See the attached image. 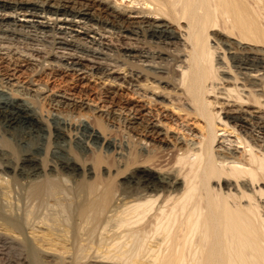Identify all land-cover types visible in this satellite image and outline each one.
<instances>
[{"label":"bare ground","instance_id":"1","mask_svg":"<svg viewBox=\"0 0 264 264\" xmlns=\"http://www.w3.org/2000/svg\"><path fill=\"white\" fill-rule=\"evenodd\" d=\"M128 3L130 6L119 7L108 0H0L1 42L22 39L48 44L50 58H55V49L106 59H111L108 52L117 51L130 69L137 68L138 75L164 85L172 83L165 75L177 70L163 62H173L181 73L173 86L182 90L190 103L188 109L158 106L153 100L123 95L113 82L95 83L93 74L81 72L79 62L62 68L48 61L33 63L17 52H0V115L4 114L2 108L12 105L24 120L43 123L48 137L47 146L35 155L26 138L0 132V157L5 156L0 162V197L8 207L5 212L0 205V222L18 233L41 225L57 234L60 218L31 221L23 216L27 219L23 223L15 205L31 204L39 210L51 197H56L55 202L62 195L61 199L72 205L71 214L85 228L79 230L89 237L99 232L98 242L111 249L105 250L103 258L111 261L264 264V121L249 125L242 116L251 115L242 110L225 112L224 120L218 107L223 105L217 101L237 107L257 105L264 111V77L260 75L264 71V0ZM17 15L24 20H18ZM41 16L45 22L38 20ZM98 33L134 37L138 45L147 39L156 51L132 44L114 49L101 37L95 39ZM171 48L177 53L167 51ZM95 70L97 74L101 71ZM42 101L48 102L53 115L43 114L35 106ZM82 111L121 121L126 136L110 138L90 126V119L80 115ZM51 120L58 121V130L49 125ZM57 131L66 138L70 157L41 165V157L47 156L50 148L49 138ZM231 135L234 141L228 138ZM74 142L87 149L95 142L106 149L113 164L101 167L105 179L99 182L92 163L81 162L71 151ZM96 163L103 162L96 158ZM79 169L89 182L77 189L44 178L47 172L71 175ZM71 230L75 233L74 226ZM108 233L112 235L108 237ZM122 234L128 240L118 246ZM148 238L154 239L153 244L144 242ZM0 243L4 241L0 239Z\"/></svg>","mask_w":264,"mask_h":264},{"label":"rangeland","instance_id":"2","mask_svg":"<svg viewBox=\"0 0 264 264\" xmlns=\"http://www.w3.org/2000/svg\"><path fill=\"white\" fill-rule=\"evenodd\" d=\"M108 1L111 2V4H113L114 6H119V7L130 6V4L128 3L129 0H108ZM43 17L44 16H41V18H39L38 20L45 22L46 19L44 20ZM45 17L47 19H54V17H50L49 15H46ZM17 19L20 21L24 20L23 17L18 16V15H17ZM79 26L81 27L82 25H79ZM73 35H74V33L69 34L68 39L71 40ZM98 35L99 36H96L95 39H98V37H101V40L104 44L109 45L111 47H114V49L118 48L122 45L126 46L127 44L128 45L132 44L131 45L132 47H136V45H137L138 47H143V48H146L150 51H152V49H153V51L154 50L156 51V48L154 47L155 45L152 43V41L147 40V39L142 40L144 43L141 42L138 45V43L135 44V40H134L135 38L134 37H131L129 39V38H124V36H122V37L119 36V38H118L115 35L111 36V35L105 34V33H98ZM81 37H84V36H81ZM81 37H80V39H82L83 41H90V38H86V36L84 38H81ZM89 37H94V35L90 34ZM8 41L7 40L2 41V42L0 41V49H1L0 52H2V53H5L6 51H12L13 53L17 52L23 56L28 57L30 60H32L33 63L42 64V62L48 61L49 63H51V65H53V66L58 65L59 67H62V68L67 67L71 63H78L79 62L81 68L83 69L81 72L93 74L94 76H93L92 80H95V83H101L102 81H105V84H107V83H109V81L113 82V84L117 85L118 87H120L122 89L121 93L124 92L123 95L125 94L127 97H132V98L138 97V98H140L142 100H146V101L153 100L155 103L158 104V106H163V107H165V106L170 107V105H172V106L175 105L178 107L182 106V107L188 109V106L190 104V103H188L187 98L182 93V90L173 86L175 80L176 81L179 80L180 75H181V73L178 72V71H180V69H177L178 64H174L173 62L172 63L167 62V61L163 62V65H165V66L167 65L166 67L171 66L172 69L174 68L175 70H177V72L175 71V73L171 74L172 76L170 74L168 76L165 75V77H168V79H165V80L169 81L170 83L172 81V83H171V85H164V84H158L156 79L146 78L145 75H138L137 68H133V70H132V68L130 69V65H127L126 63H124L122 61V59L120 58V54L117 51H115L116 53L115 52H108L110 54L111 59H106L105 57H102V56L97 57V56H91L90 54H81V53L73 52L71 50L55 49L54 50L55 58H50V56L47 53L48 44L42 45L39 42H34V43L33 42H27L26 43L22 39L21 40L19 39L18 41L17 40H11V41L8 40ZM149 44H151V45H149ZM179 44L184 46V43H182V41H181V43L179 42ZM181 48H182V46H181ZM189 48L190 47H188V49ZM167 51L170 53H175V54L177 53L176 51H174L173 48L168 49ZM117 58L119 61H116ZM114 59H116V60H114ZM136 64L147 65V63H142V62H136ZM78 68H80V67H78ZM96 68L101 69V71L98 72V74L96 73V70H95ZM69 73L72 74L71 71ZM258 75H259V73L257 74V76ZM260 75H263V77H264V71H261ZM170 79H171V81H170ZM228 87L230 88V86H227V88ZM126 89H128V90H126ZM218 97L224 98L221 96H218ZM89 99H92V98H89ZM206 100L208 102L214 103V99L212 97L206 96ZM217 101L223 105V106H218V107L222 108V111H220V114L224 120H225V118H224L225 112L230 113V114L231 113L237 114L239 112V110H242L243 112H246V113L251 115L250 117L242 116L244 119H246V121H248L249 125L259 124L261 122V120L264 121V111L261 110L260 108L259 109L256 108V107H258L257 105H254L255 107H237L232 102H226L224 100H217ZM35 106H37V108L43 114H45V113H46V115H53L54 114L49 109V105H48L47 101H42L40 104L35 105ZM1 110H3L5 115L4 114L0 115V132L2 134H6V135L8 134L7 136H9V134L10 135L15 134L18 136L21 135L22 139H24L25 141L27 139V142L31 143L30 149L33 153H35V155L42 152L43 148H45L47 146L46 140L48 139L46 132H45V130H46L45 125L43 123L41 124V122L39 120H32V121L24 120L23 118H21V116L18 113H16L15 108L12 105L5 106ZM49 110H50V112H49ZM217 110H218V108H217ZM214 112H216V109L214 110ZM80 115H84V117L87 116L86 118L88 120L90 119L88 121L90 126H92L95 129H98L100 132L104 131V134H107L110 138L122 140V139H124V136H126V134H127V131L125 130L124 124L121 123V121L112 120L110 118L107 119V118H103V117L96 118L97 115L95 116L94 114H91L88 111H82V112H80ZM73 117L77 118L78 116L73 115ZM49 125L51 127L55 128V130H58V128H59V123H58V121H55V120H51L49 122ZM217 125H219V124H217ZM249 125L246 126L247 127L246 131L242 130L244 133H246L248 131ZM86 126H87L86 128L88 129L89 126L87 124H86ZM4 132H6V133H4ZM241 134L245 138H248L247 137L248 134H243V133H241ZM132 135L134 136V134H132ZM217 135H223V133L218 132ZM224 136H227V134H224ZM253 136H255V134H253ZM228 138L231 141H234L233 135L229 136ZM49 140H51V141H48L50 148H49L47 156L41 157V158H43L41 161L42 162L41 165H43V164L45 165L46 162H47L46 164H50L52 162V160L54 161L56 159H64V158L66 159V158L70 157L68 155V149H67L68 147L66 146L67 140L62 134L58 133V131H57L51 135ZM74 143L71 144V151L73 153H75V155H77L78 159L81 162L88 160L89 162L92 163L93 168H95V172H96L95 174L97 176V179H99V182L101 180H103V178L105 179L106 177L104 175H102L101 167H107L108 168L109 165L113 164V160L110 157H109L110 158L109 159L105 155L106 149L103 148L102 146H99L95 142H90L91 149H87V147L81 143H78V142L75 144ZM44 144H46V145H44ZM237 147H239V146H237ZM59 148H61V149H59ZM248 149H246V151ZM52 150H54V151H52ZM241 150H242V147H241V149H239V151H241ZM254 151H256L259 154L262 153V151H259V149H257V148H254ZM64 152H66V153H64ZM3 157L5 158V156L0 157V162L5 161V160H3L4 159ZM37 157H39V156H37ZM96 158H99L101 160V162H103V163L100 165L97 164ZM50 159H51V161H50ZM96 164H97V166H95ZM82 174L83 173H82L81 169H79L76 172V174H71V175L60 174V173L56 174L54 172L53 173L47 172L44 175V178L47 180L58 181L61 185H64V186L66 185L65 187H67L68 189L70 187L73 189H77V188L82 187V186H87V183L89 182L88 179H86L85 177L82 176ZM41 177H43V176H41ZM41 177H40V179L44 180V178H41ZM64 180H66V181H64ZM111 181L114 183V185L116 187L117 180L114 179V181L113 180H111ZM27 185H30V184H27ZM53 197L56 198L55 196H53ZM53 197H51L52 199L50 198L49 200H47L46 204H43V206L45 208L42 206L39 210L34 209L31 204H30L31 207L28 210L27 207H29L30 205H25L27 207H24L23 203L20 204V202L16 201V203L17 202L19 203V207H18V204H16L15 209L17 211L16 210L15 211L18 212V213H16V215H18V218L20 220L24 219V220H21L23 223L27 222L26 221L27 219L25 220V217H27L31 221H33V219L35 220V218H36V221H37V220H40V218H42L44 220H49V219H53V218L57 219V218H55L57 216L58 218H60V220L58 219L59 225L55 226V228L58 229L59 232H57V234L58 233L59 234L58 235L56 233L51 234L47 231L46 227L43 228V227H41V225H38L39 227L36 225L31 226L30 228L26 227L22 233H18V232H15L13 230L8 229L7 227L5 228L2 225V223L0 222V239H2V241H4V244L0 243V245H1L0 246L1 247L0 248V251H1L0 252V264H128L129 263V261H127V260H126L127 262L125 263L123 261L124 259H122L121 262L119 263L120 260L115 259V261L114 260L111 261L109 259L103 258L105 253L109 252V250H111V249L103 247L101 245V243L98 242L99 237L97 238V236H99V232L96 231L94 233V235H91L92 237L90 236L91 237V239H90L88 234L85 233L86 232L85 230L80 231L81 229L79 227L82 226V229H85V228L83 227L82 223L79 220H76L75 216H73L71 214L72 211H69L70 208L72 207L71 203L67 200L63 201L61 199L62 195L57 196L59 198L55 199L56 200L55 202H54ZM2 199L3 198L0 197V202H1L0 205L1 206L3 205L2 210L7 212L8 207L4 206V203H3L4 200H2ZM49 205L55 206V207H52L53 210L50 208L51 206H49ZM4 207L6 208V210ZM31 208H32V210H31ZM55 208H56V210H55ZM26 209H27V211H26ZM51 210L56 211V213L54 212V214H53L55 216L51 215L52 214ZM30 212H33V213H30ZM19 214H20V216H19ZM30 214H33V215L27 216ZM23 216H25V217H23ZM46 216H48L49 218ZM63 219L65 221H63ZM30 223H32V222H30ZM79 223H80V225H79ZM60 225H62L63 227L61 226V228H59L58 226H60ZM71 226H74L75 233L72 232ZM62 229H65V230L62 231ZM76 231L77 232L79 231L80 233L78 232V234H77ZM83 231H85V232H83ZM64 232H66V233H64ZM72 233H73V236H72ZM83 233L86 235H84ZM118 233H123V232L118 231L117 234ZM111 235H112V233L111 234L108 233L107 236L110 237ZM123 235L124 234H122V238L125 237V236L123 237ZM88 237H89V239H88ZM122 238H120L121 240H119V239L117 240L118 246L124 244V242L126 243V240H128L127 237H125L124 239H122ZM6 239L8 240V242H6ZM146 240L144 241L145 243L149 242L150 244H153V242H154L153 238L151 239L152 241L150 240V238H148L149 241L148 240L146 241ZM119 242L120 243L122 242V244H120ZM8 245L9 246L12 245V246L9 247ZM107 249H108V251H107ZM105 250H106V252H105ZM98 258H100V259H98ZM143 263L144 264H150V262H148L146 260H143Z\"/></svg>","mask_w":264,"mask_h":264}]
</instances>
